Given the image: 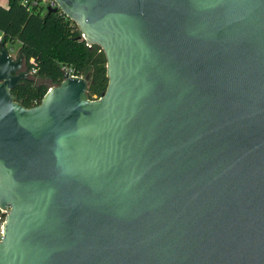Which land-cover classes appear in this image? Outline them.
I'll list each match as a JSON object with an SVG mask.
<instances>
[{
    "label": "water",
    "instance_id": "obj_1",
    "mask_svg": "<svg viewBox=\"0 0 264 264\" xmlns=\"http://www.w3.org/2000/svg\"><path fill=\"white\" fill-rule=\"evenodd\" d=\"M52 1L108 85L0 41V264H264V0Z\"/></svg>",
    "mask_w": 264,
    "mask_h": 264
},
{
    "label": "trees",
    "instance_id": "obj_2",
    "mask_svg": "<svg viewBox=\"0 0 264 264\" xmlns=\"http://www.w3.org/2000/svg\"><path fill=\"white\" fill-rule=\"evenodd\" d=\"M1 41L18 44L21 52L36 74L33 81L23 82L12 93L17 103L29 109L40 104L48 86L63 79L68 68L78 76L90 75L87 96L90 100L101 97L106 91V58L97 46L88 48L78 27L59 11L47 14L42 4L28 8L21 2L9 0L8 7L0 6Z\"/></svg>",
    "mask_w": 264,
    "mask_h": 264
},
{
    "label": "built area",
    "instance_id": "obj_3",
    "mask_svg": "<svg viewBox=\"0 0 264 264\" xmlns=\"http://www.w3.org/2000/svg\"><path fill=\"white\" fill-rule=\"evenodd\" d=\"M20 2H21V4L23 6H26L28 8H32L33 6H37L38 4H42L45 7V9L47 7H49V6H51V7H55L56 6L53 3L52 0H21ZM1 38H2V35L0 34V41H1ZM81 38H82V35H81ZM86 46L88 48H91L92 47V46H89L87 44H86ZM63 72L68 73V76L71 77V78H74V77H83V76L76 75L73 72V70L68 69V68L63 69ZM35 74H36V69H34L33 67L30 66V76H33ZM9 212H10V207L9 206H7L4 210H1L0 209V241L3 238L4 225H5V222H6V217L9 214Z\"/></svg>",
    "mask_w": 264,
    "mask_h": 264
},
{
    "label": "rangeland",
    "instance_id": "obj_4",
    "mask_svg": "<svg viewBox=\"0 0 264 264\" xmlns=\"http://www.w3.org/2000/svg\"><path fill=\"white\" fill-rule=\"evenodd\" d=\"M8 1L9 0H0V5L6 7L8 5ZM10 47H12L14 49V51L11 53L13 56H15L17 54V48H18V44H12L9 45ZM39 83H43L46 84L48 87H51L50 83L45 81V80H37Z\"/></svg>",
    "mask_w": 264,
    "mask_h": 264
},
{
    "label": "crops",
    "instance_id": "obj_5",
    "mask_svg": "<svg viewBox=\"0 0 264 264\" xmlns=\"http://www.w3.org/2000/svg\"><path fill=\"white\" fill-rule=\"evenodd\" d=\"M1 7H3V8H7L8 7V5L6 6V7H4V6H2V5H0ZM17 52H18V48H17ZM16 56V55H15Z\"/></svg>",
    "mask_w": 264,
    "mask_h": 264
}]
</instances>
